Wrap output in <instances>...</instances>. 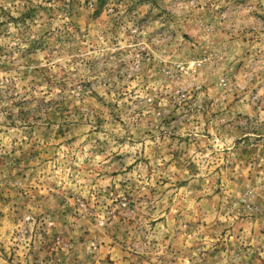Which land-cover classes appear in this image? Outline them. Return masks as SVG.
I'll list each match as a JSON object with an SVG mask.
<instances>
[{
	"label": "rangeland",
	"instance_id": "1",
	"mask_svg": "<svg viewBox=\"0 0 264 264\" xmlns=\"http://www.w3.org/2000/svg\"><path fill=\"white\" fill-rule=\"evenodd\" d=\"M261 12L0 0V264H264Z\"/></svg>",
	"mask_w": 264,
	"mask_h": 264
},
{
	"label": "clouds",
	"instance_id": "2",
	"mask_svg": "<svg viewBox=\"0 0 264 264\" xmlns=\"http://www.w3.org/2000/svg\"><path fill=\"white\" fill-rule=\"evenodd\" d=\"M166 2H167V0H165V3H166ZM255 4H258V5L264 6V0H255ZM161 7H164V5H162ZM215 7H217V5L214 4V5H213V9H214ZM159 10H160V9H154L153 11H154V13H155V12H158ZM253 11H260V9H259V8H256V7H251V8H248V9H245V10L241 11V12H240V15H241V16H245V17L247 18V20H248L249 23H255V18L249 15V14H250L251 12H253ZM261 14H264V12H261ZM118 15H120V14H119V13H113V16H118ZM45 27L47 28V26H45ZM129 27L131 28L132 25H129ZM72 134L75 135V134H76V130H74ZM96 139H97V140H108V144H109L110 147H109V150L105 152V155H104V158H103L105 164H107V163L110 161V158H111V155H112L113 152H115V151H120V152L125 151V149H124L123 147H120V146L116 145L115 142H114V140H110V139L108 138V136H103V137H101V136H97ZM205 142H206L207 144H209L210 146L216 144L215 140L207 141V140L205 139ZM229 143H230V142H229ZM90 145H91L92 147H96L95 140L90 141ZM73 155H76V153L74 152ZM85 155H87V153H85ZM90 159H91V163H90L89 167H91L92 164L95 163L96 159H99V158L92 157V158H90ZM77 162H78V161H75V160L72 161V163H77ZM113 168H114V166H113V167H109V168H107V169H105V170L110 172V171L113 170ZM123 178H124V179H130L131 176H130V175H127V176H124ZM118 180H119V178H118ZM118 180H117V183H118ZM101 208H102V211L106 210V205L102 204ZM113 223H115L114 220H113ZM208 234L210 235V234H212V233L209 232ZM217 239H221V237H219V236L217 235ZM135 250H136V249H133V251H135Z\"/></svg>",
	"mask_w": 264,
	"mask_h": 264
}]
</instances>
